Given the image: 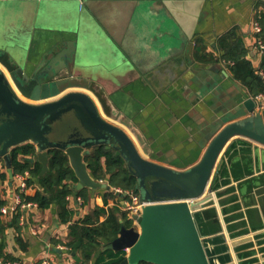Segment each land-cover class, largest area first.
Instances as JSON below:
<instances>
[{
	"label": "crops",
	"instance_id": "1",
	"mask_svg": "<svg viewBox=\"0 0 264 264\" xmlns=\"http://www.w3.org/2000/svg\"><path fill=\"white\" fill-rule=\"evenodd\" d=\"M75 1L40 2L39 8L47 3L62 13L54 11L50 15L55 25L43 23L32 32L28 60L38 63L56 45L77 41L84 68H79L76 74L104 87L124 115V123L116 125L126 131L145 159L177 171L187 170L202 159L222 119L236 115L230 121L233 122L246 117L240 109L244 108L246 99L255 100V97L234 78L233 63L221 58L218 40L234 30L249 49V59L259 68L262 52L256 45L254 18L257 3L264 0H184L173 5L180 12L179 23L161 1ZM69 2L77 5L79 12L89 15L85 27L81 25L83 18L75 15ZM21 4L25 9L32 5ZM19 40V45L24 44V34ZM190 43L193 50L189 55ZM198 47L215 59L197 60ZM128 123L140 131L141 141L131 135ZM74 130L78 132L73 140L88 136L81 121L69 113L52 124L48 137L58 142L75 134ZM26 144L34 145L37 152L38 144L28 141L12 147L9 153ZM102 161L105 165V159ZM4 173L8 175L1 158L0 177ZM26 174L27 179L29 174ZM100 181L108 183L111 190L99 189L93 193L83 189L86 197L74 194L67 198L72 212L70 223L82 222L97 209L105 212L100 215V222L114 209L122 225L124 221H131L124 210L129 198L118 194V191H130L113 187L108 176ZM75 185L71 184L73 189ZM20 186L17 177L11 180L8 175L5 182L0 179V198L10 204L20 193L17 191ZM42 190L36 180L21 192L33 197ZM208 192L213 193L214 200L196 217L215 264H264V146L244 137L232 138L219 157ZM23 213L20 235L26 250L17 241V230L7 226L13 213L0 216L7 254L23 264H42L47 256L52 258V264L82 263L79 244L67 245L70 223L61 222L56 204L48 209L36 204ZM119 213H126V218ZM132 226H135L133 222ZM108 243L101 240L102 246L89 264H96L104 252L111 251L106 250Z\"/></svg>",
	"mask_w": 264,
	"mask_h": 264
},
{
	"label": "water",
	"instance_id": "2",
	"mask_svg": "<svg viewBox=\"0 0 264 264\" xmlns=\"http://www.w3.org/2000/svg\"><path fill=\"white\" fill-rule=\"evenodd\" d=\"M41 1L51 0H0L9 4L28 2L38 7ZM155 1L163 2L176 21L181 22L180 12L173 5L184 0ZM192 50L190 43L189 55ZM21 53L12 54L0 48V158L10 179H14V172L9 150L32 141L38 144L34 160L42 166L40 177L50 172L49 151L60 150L68 157L78 180L76 190L90 189L93 193L99 189L111 190L108 183L93 178L86 158L97 147L115 150V155L125 161L137 179L136 189L145 205L138 225H122L106 250L126 252L121 264H215L196 215L214 200L213 193L207 191L227 143L234 137H244L264 146V109H258L252 97L246 99L244 108L240 109L246 117L233 122L230 121L236 115L222 119L199 163L177 171L141 156L131 137L116 125L124 123V115L104 87L76 74L79 68H84L77 41L56 45L38 63L28 60L30 53L26 58ZM69 113L81 121L88 136L73 140L78 132L74 130L75 134L65 140L50 141L52 124ZM127 128L141 141L140 131L133 123H128ZM118 194L127 196L119 191Z\"/></svg>",
	"mask_w": 264,
	"mask_h": 264
},
{
	"label": "trees",
	"instance_id": "3",
	"mask_svg": "<svg viewBox=\"0 0 264 264\" xmlns=\"http://www.w3.org/2000/svg\"><path fill=\"white\" fill-rule=\"evenodd\" d=\"M254 19L260 27V32L256 33V45L259 41L264 45V1L257 3ZM198 45H202V43L199 42ZM218 45L221 51V58L226 62L233 63L231 71L234 78L243 84L253 97L264 94V50L262 51L260 66L255 68L251 59H249V49L245 46L242 37H239L234 30L222 35L218 40ZM195 57L201 62L215 59L213 55L206 53L199 47L195 50ZM49 155L50 172L40 177L41 164L33 159L36 156V147L34 145L26 144L12 151L14 178L28 173L29 177L26 179V185L31 186L38 180L43 189L33 197L21 192L20 188H17V191L20 192L19 196L23 202L35 203L41 209H48L52 204H56L59 209L61 222L69 224L72 220V212L68 208L67 198L74 194L83 198L86 196L84 191H78L71 186V184L75 185L78 180L66 154L60 150H50ZM21 156L23 159H21ZM103 159H105V165H103ZM86 161L95 180H104L108 176L113 187H119L123 191H132L140 195L139 190L136 189L137 179L130 173L125 161L121 157H117L115 152L107 151L105 147H97L93 149ZM0 179L5 182L8 180V175L4 173ZM5 205H7V201L0 198V216L1 209ZM104 213L103 209H97L95 214L87 217L82 222L69 224V241L67 245L75 247L79 244L78 249L82 256L81 264H89L95 252L101 248V240L111 242L119 234L122 223L117 215V209H114L104 222H100V215ZM23 214L22 209L18 208L13 213V218L7 226H12L17 230V241L21 244V248L26 250V245L20 235V230L23 227ZM119 214L122 218H126V213ZM123 223L127 227L132 226L131 221H124ZM3 230L4 225L0 226V234L2 236L0 242V264L9 261H19L18 258H14L5 252L6 244ZM125 256L123 252L114 253L113 251H107L97 260L96 264H121ZM141 264L152 263L143 262Z\"/></svg>",
	"mask_w": 264,
	"mask_h": 264
},
{
	"label": "rangeland",
	"instance_id": "4",
	"mask_svg": "<svg viewBox=\"0 0 264 264\" xmlns=\"http://www.w3.org/2000/svg\"><path fill=\"white\" fill-rule=\"evenodd\" d=\"M76 1L80 2V0ZM88 2L90 1L88 0ZM76 6L70 3V7L75 15L81 20L83 18L81 25L85 27V21L88 19H86V16L88 14L87 12H79ZM25 8V5L21 3L9 4L0 2V48L8 50L12 54L20 51L24 57L29 53L32 32L35 28L40 27L43 23L50 26L55 25L54 21H51L50 15L54 11H58L57 13H60V15L62 13V10L58 9L55 5H51L50 7L47 3L40 8H37L35 4L31 5L29 9ZM78 23L76 25L78 27L81 26ZM22 34H24V44L19 45V37L21 38Z\"/></svg>",
	"mask_w": 264,
	"mask_h": 264
},
{
	"label": "built area",
	"instance_id": "5",
	"mask_svg": "<svg viewBox=\"0 0 264 264\" xmlns=\"http://www.w3.org/2000/svg\"><path fill=\"white\" fill-rule=\"evenodd\" d=\"M255 31L256 33L260 32V27L256 23L255 24ZM258 50L262 52L264 50V45L262 42L259 41ZM255 101H257V108L260 110L264 109V94H260L255 97ZM26 175H18L17 179L21 181L20 189L24 191L26 189ZM120 193H123L122 191H119ZM126 195L128 196L129 200H127L124 204V210L128 213V216H130V220L134 223L135 226L138 225V219L141 216L143 206L145 204L141 203L140 196L135 194L134 192H126ZM36 204L34 203H25L21 200L19 194L15 195V198H13V201L10 204L5 205L1 209V215H10L14 213L18 208L22 209V211H27L31 209L32 207H35ZM36 234V232H34ZM9 264H23L21 261H15L13 263ZM42 264H52V258L51 257H45L42 260Z\"/></svg>",
	"mask_w": 264,
	"mask_h": 264
},
{
	"label": "flooded vegetation",
	"instance_id": "6",
	"mask_svg": "<svg viewBox=\"0 0 264 264\" xmlns=\"http://www.w3.org/2000/svg\"><path fill=\"white\" fill-rule=\"evenodd\" d=\"M0 160H1V158H0ZM4 164H5V162H4Z\"/></svg>",
	"mask_w": 264,
	"mask_h": 264
}]
</instances>
